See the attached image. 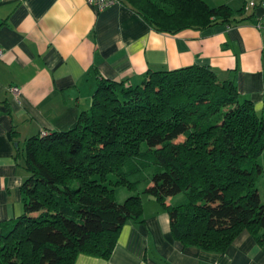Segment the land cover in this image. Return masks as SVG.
I'll use <instances>...</instances> for the list:
<instances>
[{"label":"trees","instance_id":"16d2710c","mask_svg":"<svg viewBox=\"0 0 264 264\" xmlns=\"http://www.w3.org/2000/svg\"><path fill=\"white\" fill-rule=\"evenodd\" d=\"M120 1L163 32L236 20L206 0ZM45 131L17 146L24 212L2 224L0 264L110 258L125 224L145 222L142 194L185 246L225 252L248 230L264 249V112L212 67L150 69L138 85L99 75L77 125ZM121 188L136 193L119 202Z\"/></svg>","mask_w":264,"mask_h":264},{"label":"crops","instance_id":"0c3cea01","mask_svg":"<svg viewBox=\"0 0 264 264\" xmlns=\"http://www.w3.org/2000/svg\"><path fill=\"white\" fill-rule=\"evenodd\" d=\"M206 1L230 6L236 20L170 33L122 2L98 10L87 0H0V241L2 224L24 212L29 173L17 146L74 128L92 106L99 75L138 85L150 69L210 66L264 112V0ZM142 199L145 222L125 224L110 258L80 254L75 264H264L248 230L225 252L185 246L165 207L152 195Z\"/></svg>","mask_w":264,"mask_h":264},{"label":"built area","instance_id":"2783aa9c","mask_svg":"<svg viewBox=\"0 0 264 264\" xmlns=\"http://www.w3.org/2000/svg\"><path fill=\"white\" fill-rule=\"evenodd\" d=\"M87 2L89 3V5L95 7L98 10H105L106 8L121 2L120 0H87ZM264 4V3H263ZM256 2L252 1L249 4L250 6H255ZM5 55V50L3 48V46L0 44V60L4 57ZM11 92H13L14 94L18 95L20 93V88L18 86H12L10 88ZM44 134L46 133V131L43 132Z\"/></svg>","mask_w":264,"mask_h":264},{"label":"rangeland","instance_id":"374dc122","mask_svg":"<svg viewBox=\"0 0 264 264\" xmlns=\"http://www.w3.org/2000/svg\"><path fill=\"white\" fill-rule=\"evenodd\" d=\"M132 169V165H129L127 167V170L130 172V170ZM146 185L144 183L140 184L139 187H145ZM136 192L135 191H130L128 190L127 188H121L118 195H117V200L119 202H124L125 199H127L129 196H131L132 194H135ZM183 197V194H179V195H176V196H172V197H169V202L170 203H174L176 202L177 200H179L180 198Z\"/></svg>","mask_w":264,"mask_h":264}]
</instances>
